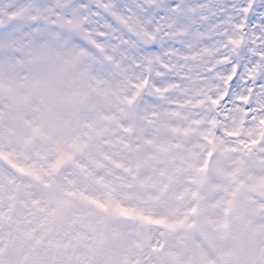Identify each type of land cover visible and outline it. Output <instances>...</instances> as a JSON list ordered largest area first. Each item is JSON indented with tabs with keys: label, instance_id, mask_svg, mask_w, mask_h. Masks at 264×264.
Listing matches in <instances>:
<instances>
[{
	"label": "clouds",
	"instance_id": "9594fccd",
	"mask_svg": "<svg viewBox=\"0 0 264 264\" xmlns=\"http://www.w3.org/2000/svg\"><path fill=\"white\" fill-rule=\"evenodd\" d=\"M0 264H264V0H0Z\"/></svg>",
	"mask_w": 264,
	"mask_h": 264
}]
</instances>
